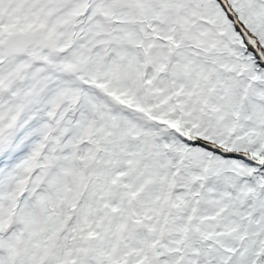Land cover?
I'll return each mask as SVG.
<instances>
[{"label": "snow or ice", "instance_id": "1", "mask_svg": "<svg viewBox=\"0 0 264 264\" xmlns=\"http://www.w3.org/2000/svg\"><path fill=\"white\" fill-rule=\"evenodd\" d=\"M0 264H264V0H0Z\"/></svg>", "mask_w": 264, "mask_h": 264}]
</instances>
